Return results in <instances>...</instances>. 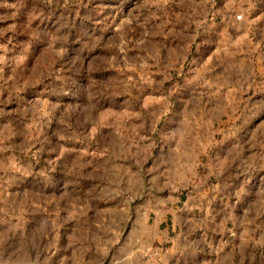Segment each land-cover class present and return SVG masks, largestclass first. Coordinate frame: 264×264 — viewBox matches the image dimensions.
I'll use <instances>...</instances> for the list:
<instances>
[{"label": "rangeland", "instance_id": "374dc122", "mask_svg": "<svg viewBox=\"0 0 264 264\" xmlns=\"http://www.w3.org/2000/svg\"><path fill=\"white\" fill-rule=\"evenodd\" d=\"M0 264H264V0H0Z\"/></svg>", "mask_w": 264, "mask_h": 264}]
</instances>
